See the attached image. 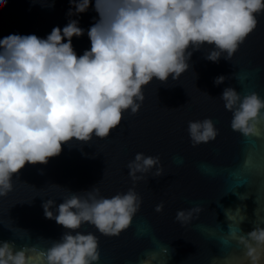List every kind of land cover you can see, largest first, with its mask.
Masks as SVG:
<instances>
[{"label": "water", "instance_id": "1", "mask_svg": "<svg viewBox=\"0 0 264 264\" xmlns=\"http://www.w3.org/2000/svg\"><path fill=\"white\" fill-rule=\"evenodd\" d=\"M94 2L84 12L69 13L74 8L69 0H7L0 8V38L10 33L46 37L54 26L75 19L84 32L73 35L72 46L82 55L91 46L88 29L99 19ZM257 16L231 60L222 55L214 62L206 58L211 45H189V68L177 79L154 77L142 86L139 110L123 112L106 137L62 142L60 153L46 163H26L14 173L12 190L0 196V241H12L16 249L34 245L30 255L42 264V250L66 231L45 217L43 201L59 204L67 190L93 186L103 196L134 188L142 203L129 226L118 235L96 233L97 264H251L235 236L264 226V117L257 134L234 131L220 94L231 86L242 95L255 91L264 97V13ZM221 74L225 80L214 83ZM204 117L213 120L218 134L194 145L188 121ZM136 152L159 155L164 174L150 171L134 182L127 163ZM196 205L200 209L190 220L175 218L177 210ZM77 230L96 231L87 222Z\"/></svg>", "mask_w": 264, "mask_h": 264}, {"label": "clouds", "instance_id": "2", "mask_svg": "<svg viewBox=\"0 0 264 264\" xmlns=\"http://www.w3.org/2000/svg\"><path fill=\"white\" fill-rule=\"evenodd\" d=\"M7 0H0V8ZM92 0H69V13H81ZM99 19L88 29L91 46L77 55L73 35L84 32L78 20L54 26L46 37L10 33L0 38V196L12 190L13 174L26 164L46 163L61 151L62 142L106 137L122 113H135L143 100L142 86L155 77L177 79L189 68V45L212 47L207 59L231 60L244 38L256 27L264 0H95ZM66 38V39H65ZM223 74L214 78L219 84ZM232 113L230 127L243 135L257 134L264 117V97L241 94L225 86L220 94ZM210 117L188 121L191 142L199 144L218 134ZM132 180L164 174L159 155L136 152L127 163ZM139 174V175H138ZM56 204L42 202L44 215L66 231L42 250V264H97L99 236L118 235L139 210L142 198L134 188L111 196L98 186L71 191ZM54 206V207H53ZM163 209V202L156 206ZM199 205L179 209L185 222ZM87 222L95 232L78 231ZM76 230V231H74ZM251 264L264 255V226L235 236ZM252 242H255L253 244ZM34 245L15 248L0 241V264H35ZM141 264H148L147 260Z\"/></svg>", "mask_w": 264, "mask_h": 264}]
</instances>
